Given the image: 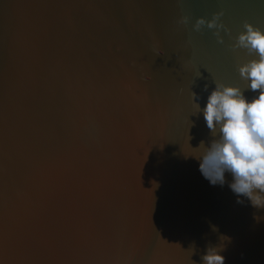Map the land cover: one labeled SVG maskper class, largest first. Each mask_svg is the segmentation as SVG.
Listing matches in <instances>:
<instances>
[{
    "label": "water",
    "instance_id": "obj_1",
    "mask_svg": "<svg viewBox=\"0 0 264 264\" xmlns=\"http://www.w3.org/2000/svg\"><path fill=\"white\" fill-rule=\"evenodd\" d=\"M221 11L223 45L192 30ZM245 22L264 0H0V264H264V209L190 157L213 139L191 93L247 88Z\"/></svg>",
    "mask_w": 264,
    "mask_h": 264
},
{
    "label": "clouds",
    "instance_id": "obj_2",
    "mask_svg": "<svg viewBox=\"0 0 264 264\" xmlns=\"http://www.w3.org/2000/svg\"><path fill=\"white\" fill-rule=\"evenodd\" d=\"M177 3L182 5L183 0H177ZM223 15L224 12L221 11L214 13L211 20L198 18L192 25V30L200 32L205 27L214 30L213 35L217 43L223 45L225 41L221 32L231 38L230 29L221 19ZM178 23L187 26L190 18L182 16ZM243 28L245 31L235 37L228 48L233 53L245 50L248 55L257 57L237 69L240 78L247 83V88L228 86L213 79L215 89L207 97L203 109L196 103L201 97L191 93L195 108L193 115L203 113L213 139L208 147L201 141L197 148L202 149V153L190 157L200 161L199 171L211 185L223 186L226 183L225 173H230L234 181L229 184L230 189L237 196L246 197L253 207L264 209V31L248 22L244 23ZM200 77L199 73L197 78ZM203 90L208 91L207 84ZM249 90L258 92V96L251 101L244 95ZM217 135L218 139L215 138ZM153 185L158 187L156 182H153ZM237 203L242 204L243 201L238 199ZM254 219L259 221L261 218ZM211 227L213 232L218 231L216 226ZM220 239L230 240L226 236H221ZM189 248L194 255L195 243ZM223 250V244L219 248L209 245L206 254L201 257L203 264H225V257L219 254Z\"/></svg>",
    "mask_w": 264,
    "mask_h": 264
}]
</instances>
